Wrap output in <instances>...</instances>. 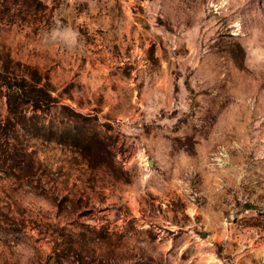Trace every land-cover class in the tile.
I'll list each match as a JSON object with an SVG mask.
<instances>
[{
  "label": "rangeland",
  "instance_id": "obj_1",
  "mask_svg": "<svg viewBox=\"0 0 264 264\" xmlns=\"http://www.w3.org/2000/svg\"><path fill=\"white\" fill-rule=\"evenodd\" d=\"M5 75L0 264H264V0H0Z\"/></svg>",
  "mask_w": 264,
  "mask_h": 264
},
{
  "label": "trees",
  "instance_id": "obj_2",
  "mask_svg": "<svg viewBox=\"0 0 264 264\" xmlns=\"http://www.w3.org/2000/svg\"><path fill=\"white\" fill-rule=\"evenodd\" d=\"M40 80L39 77H25L24 75L20 77L15 75L0 77V92L6 98V119L12 122V126L26 127L22 122V118L27 117V111H32V113L39 111L44 114L50 112L53 108L57 109L59 107L73 110L67 104L58 103L49 83H42ZM1 123L0 121V129L3 128ZM35 124L27 123V126H34L36 130L46 129L47 127L44 121L40 125L39 123ZM3 141L6 145L5 154H7L13 148V144L10 142V137L6 135L3 137Z\"/></svg>",
  "mask_w": 264,
  "mask_h": 264
}]
</instances>
